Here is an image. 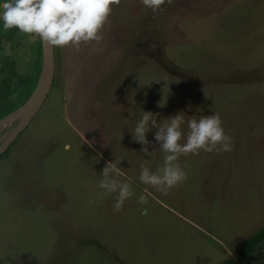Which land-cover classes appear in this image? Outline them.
Wrapping results in <instances>:
<instances>
[{
	"label": "rangeland",
	"instance_id": "1",
	"mask_svg": "<svg viewBox=\"0 0 264 264\" xmlns=\"http://www.w3.org/2000/svg\"><path fill=\"white\" fill-rule=\"evenodd\" d=\"M0 48L5 71L30 79L8 101L20 108L37 75L46 83L44 48L15 27ZM53 48L52 88L0 158V264H224L264 230V0H165L155 13L120 0L102 41ZM143 110L158 123L218 112L232 150L180 156L186 180L157 191L138 179L141 162L163 163L155 129L151 156L129 131ZM115 160L134 193L119 212L97 187ZM242 264H264V242Z\"/></svg>",
	"mask_w": 264,
	"mask_h": 264
},
{
	"label": "clouds",
	"instance_id": "2",
	"mask_svg": "<svg viewBox=\"0 0 264 264\" xmlns=\"http://www.w3.org/2000/svg\"><path fill=\"white\" fill-rule=\"evenodd\" d=\"M120 0H0V30L17 28L22 33L33 34L50 46H71L79 49L82 43L100 42L104 39L105 25L113 7ZM165 0H141L145 8L157 12ZM133 103V101H132ZM156 113H139L134 126L129 129L133 141L142 145L141 151L147 155V145L152 143L147 133L155 129L153 139L163 154V163L154 171L146 162H141L139 181L150 185L157 191L167 193L186 180L187 163L182 167L178 159L188 153H224L232 150V136L225 132L223 121L218 112L201 115L198 119L185 120L184 113L178 112L161 120ZM186 128V130H185ZM183 138V142H180ZM71 147L65 143V151ZM122 175L115 160L106 163L100 173L97 187L101 195L115 194L112 208L119 212L125 201L133 196V189ZM137 202L145 204V195L137 196Z\"/></svg>",
	"mask_w": 264,
	"mask_h": 264
},
{
	"label": "water",
	"instance_id": "3",
	"mask_svg": "<svg viewBox=\"0 0 264 264\" xmlns=\"http://www.w3.org/2000/svg\"><path fill=\"white\" fill-rule=\"evenodd\" d=\"M23 33L20 32V35ZM42 47L44 51L42 53L43 57V64L41 74L45 72L46 74V83L42 81L41 75L37 81V85L35 90L33 91L32 95L28 99V101L18 108L17 110L10 113L8 116L0 120V136L5 131V129L11 123V119L17 115L19 112L26 109L30 104H32L35 97L38 96L40 99L39 102L35 105V107L29 112L27 117L19 122L16 128L11 132L9 137L2 143H0V155L3 154L9 147L16 141V139L27 129L29 123L37 114L38 110L40 109L41 102L43 100V96L49 92L50 88L52 87L53 78H54V71H55V51L53 46L48 45L46 42L41 41ZM46 62V64H45ZM44 83L45 86L42 88L41 84Z\"/></svg>",
	"mask_w": 264,
	"mask_h": 264
},
{
	"label": "trees",
	"instance_id": "4",
	"mask_svg": "<svg viewBox=\"0 0 264 264\" xmlns=\"http://www.w3.org/2000/svg\"><path fill=\"white\" fill-rule=\"evenodd\" d=\"M16 31H17V33L19 32V30L17 28H16ZM7 40H8V42H13L12 36L8 35V37L4 41H7ZM40 55H41V53H40ZM7 59L9 61H11V58H9V56H5L4 53L0 56L1 66L6 65ZM37 76H36L35 81L32 83L33 91L35 90L36 85H37ZM29 80L30 79H28V78L22 79L21 82L16 83L15 88H11L8 83L2 84V87L0 88V107L3 109H6V110H11L10 112L5 113L4 116H2V117H6L11 112L18 109V108L15 109V108L8 107V104H9L8 101L12 100V98L14 96L21 94L22 91L29 90V87H30ZM33 91H32V93H33ZM32 93L30 95H32ZM28 97H29V95H28ZM7 151L8 150H6L3 154H5ZM3 154L0 155V158L2 157ZM262 242H264V230H262L260 233L254 235L251 238H249L248 240H246L243 243L239 252L236 254V256L234 258L229 259L224 264H242L249 257V255L252 253V251Z\"/></svg>",
	"mask_w": 264,
	"mask_h": 264
},
{
	"label": "crops",
	"instance_id": "5",
	"mask_svg": "<svg viewBox=\"0 0 264 264\" xmlns=\"http://www.w3.org/2000/svg\"><path fill=\"white\" fill-rule=\"evenodd\" d=\"M19 33V35H20V31L18 32ZM1 49V48H0ZM2 50V49H1ZM1 50H0V56L3 54V52H1ZM9 58H10V56H9ZM42 59H43V57H42V53H41V56H40V61H39V71L41 72V70H42ZM12 60V59H11ZM10 62V61H9ZM6 66V65H5ZM5 66H4V68H3V66H1V62H0V88L2 87V84L3 83H8L9 84V86L11 87V88H15V86H16V83L17 82H20L19 81V79L21 78V80L23 79V76L22 77H19L18 76V78L17 77H15L14 76V74H15V71L14 72H6L5 71ZM38 81V80H37ZM52 88V87H51ZM51 88H50V90H51ZM49 90V91H50ZM31 96V95H30ZM30 98V97H29ZM28 98V99H29ZM27 99V100H28ZM23 106V105H22ZM12 113V112H11ZM3 118H5V117H2V118H0V120L1 119H3ZM20 120V119H19ZM16 120L14 119V120H12L11 121V123L13 124L14 122H15ZM10 123V124H11ZM30 124V123H29ZM8 152V151H7ZM6 152V153H7Z\"/></svg>",
	"mask_w": 264,
	"mask_h": 264
},
{
	"label": "bare ground",
	"instance_id": "6",
	"mask_svg": "<svg viewBox=\"0 0 264 264\" xmlns=\"http://www.w3.org/2000/svg\"><path fill=\"white\" fill-rule=\"evenodd\" d=\"M42 88L45 86L44 83L41 84ZM39 98L38 96L34 98L32 104H30L26 109H24L23 111L19 112L17 115H15L12 120H16L13 124H9V126L5 129V131L1 134L0 136V143L4 142L9 135L11 134V132L16 128V126L19 124V122H21L22 120H24L27 115L29 114V112L35 107V105L37 104V102H39ZM20 119V120H19Z\"/></svg>",
	"mask_w": 264,
	"mask_h": 264
}]
</instances>
